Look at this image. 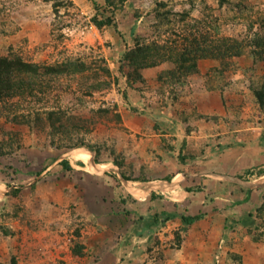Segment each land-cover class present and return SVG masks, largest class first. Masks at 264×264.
<instances>
[{
  "label": "rangeland",
  "instance_id": "374dc122",
  "mask_svg": "<svg viewBox=\"0 0 264 264\" xmlns=\"http://www.w3.org/2000/svg\"><path fill=\"white\" fill-rule=\"evenodd\" d=\"M113 1L106 12L105 0H0L1 56L18 55L47 66L69 61L87 65L82 73L49 77L20 109L27 114L60 108L75 124H68L67 130L55 133L48 126L14 124L0 117V148L6 152L0 154V174L9 194L4 199L0 194V228L13 232L6 236L0 230V264H12L13 259L16 264H264V221L258 217L253 229L259 250L242 243L229 251L221 238L215 251L210 256L203 252L201 259L194 256L198 252L193 253L187 236L203 216L183 215L188 220L180 217L182 225L176 231L173 224L159 229L165 215L176 220L160 210L159 221L152 223L148 217L159 207H148L149 195H137L149 190L153 179L181 167L177 150H172L175 127L186 135H200L207 124L228 121L234 123L230 129L259 127L263 132L264 112L254 91L264 86V60L254 57L250 44L264 32V0ZM55 2L60 4L58 13ZM95 14H109L113 25L97 29L91 21ZM190 34L210 41L235 39L245 43V54L230 63L201 60L199 73L180 74V79L166 78L163 73L173 64L165 61L143 69L136 82L128 83L120 72L123 55L134 48L136 38L168 51L181 49ZM123 70L126 74L129 68L125 65ZM8 132L20 134V149L5 146L12 138ZM81 141L100 152L95 163L99 167L87 169L76 159L73 153L84 150L95 162V153L81 147ZM62 161L78 172L65 174ZM114 161L122 162L132 178L152 181L122 180ZM253 167L246 174L249 181L262 170ZM104 170L114 171L120 184L114 187V179L104 176L111 192L106 188L97 196L82 197L78 183H92L97 178L93 176L102 175L96 171ZM13 190L20 191L14 195ZM261 196L264 200V193ZM262 203L258 212L264 217ZM166 204L172 206L171 201ZM151 225L154 228L148 229ZM77 243L84 247L81 256L73 250ZM253 250L260 254L253 255Z\"/></svg>",
  "mask_w": 264,
  "mask_h": 264
},
{
  "label": "crops",
  "instance_id": "0c3cea01",
  "mask_svg": "<svg viewBox=\"0 0 264 264\" xmlns=\"http://www.w3.org/2000/svg\"><path fill=\"white\" fill-rule=\"evenodd\" d=\"M224 124L220 121L216 124H207L206 130L200 135H192V132L186 135L179 127H175L172 130V136L177 138L174 141V147L178 155L185 142L183 153L188 151V154L194 158L189 159V164L181 165L180 168L176 167L172 170L173 172H170V176L156 181L150 179L149 181H152L148 185L150 189L141 190L142 194L139 193L140 191L137 193V195L150 197L154 193L157 199L147 204L148 207L151 208L153 205L154 208L159 207L156 214L159 215L158 217L162 212L160 210H163L169 213L168 215L172 214V219L176 220L175 222L164 221L165 223L159 229L166 226L164 229L168 230L173 226L176 231L182 225L180 217L182 218L183 215L203 216L189 227L187 236V240H190L189 246L193 247V253L199 254L193 255L201 259L204 256L203 252L207 251L210 256L215 251L216 244L221 238L226 241L229 251L230 247L234 246L235 249L237 244L242 243H248L260 249V244L254 243L253 228L257 224V217L260 221H264V217L258 212L264 201L261 196L264 193V144L261 142L264 130L261 132L262 128L259 127L234 130L233 127H231L233 129L229 128L234 123L229 124L227 121ZM217 126L219 129L216 128ZM176 142H180L179 147ZM255 165L257 168L260 166L262 168L260 171L263 173L255 174L257 178L249 181L246 174L254 169ZM184 166L189 167L188 172H184ZM96 172L102 173L101 176H93L100 180L106 176V173H112L109 170ZM117 177L120 178L118 175ZM168 177L171 178L170 181ZM5 184L0 174L2 199L8 194L5 192ZM199 186L202 187L201 191L190 193L185 191V187ZM2 199L0 206L4 201ZM167 200L171 201L172 206L168 207L166 203L170 201ZM174 214L177 218L175 216L173 218ZM168 217L170 218L165 215L164 219ZM151 228H154V225L148 229ZM230 237L234 238L229 239ZM243 237L245 239L241 240ZM252 254L256 256L260 254V251L253 250Z\"/></svg>",
  "mask_w": 264,
  "mask_h": 264
},
{
  "label": "trees",
  "instance_id": "16d2710c",
  "mask_svg": "<svg viewBox=\"0 0 264 264\" xmlns=\"http://www.w3.org/2000/svg\"><path fill=\"white\" fill-rule=\"evenodd\" d=\"M119 3H124L125 0H118ZM105 5L102 6V9L106 12L108 11V6L114 5L113 0H105ZM95 7L97 2H94ZM59 3H54V11L56 13L59 12L58 7ZM108 5V6H107ZM104 13V12H103ZM109 15V14H108ZM106 15V17L100 18L98 14H95L92 17L93 25L101 30L103 27L112 26L113 22L111 16ZM139 18V15L136 16ZM135 32L132 31L131 35L134 37ZM136 38V37H135ZM185 44L181 49L176 48H161L157 44H146L140 38H136V43L134 48L128 50L122 59V66H120V72L125 75L127 82H136L142 79L141 71L146 68H150L152 66H156L158 63L162 61L170 62L173 64V69L164 72L163 74L166 78L177 79L181 78L182 75H192L199 73V62L204 59H212V60H225L228 63L232 62L234 59L240 58L245 54V43L237 41L232 38H222L215 41H210L208 36L199 37L196 34H190L188 37L184 39ZM252 53L255 55L257 60H264V32L256 35L251 44ZM125 65L129 68L128 72L125 74L123 68ZM87 69V65L84 62L78 61H69L66 63H62L56 66L51 65H40L32 62H28L24 60L21 56L11 55V56H1L0 55V117L5 115L8 121L13 122L14 124H22L26 126H31L34 124L37 128H44L46 126L51 128L52 132L59 133L62 130L68 129L69 125H75L73 122H70V116H68L67 112L62 109H51L43 112L33 111L27 114H23L20 112L22 105L27 100H31V98L36 97V92L38 91V87H42L46 79L48 81L49 77H59L60 75H64L67 73H82ZM107 71V70H106ZM108 72V71H107ZM162 78V76H161ZM254 95L256 101L260 107V109L264 112V86L259 90L254 91ZM107 113V111H103ZM12 115V116H11ZM119 118V115L116 116ZM155 127H157L155 125ZM158 129V128H157ZM12 138L10 142L7 140L5 146L12 147L16 145L15 149L21 148V139L20 134L18 132H8ZM161 133H164L163 130ZM261 142L264 144V136L261 139ZM3 144V145H4ZM81 147L88 148L91 152L95 153L94 161L95 163L99 162V153L95 147L85 144L84 141H81ZM185 146V142L183 148ZM182 148V149H183ZM175 147H172L174 150ZM181 149L177 161L184 165L187 162V159H193L194 157L190 154L184 152ZM0 154L5 155L6 152L3 151V147L0 148ZM114 164L119 167L121 177L126 181H140V182H148L149 180L141 177V178H132L126 172H124V167L122 162L114 161ZM61 167L64 169L65 174L75 175L78 171L74 170L68 162L62 161L60 163ZM78 165L83 166L82 162H78ZM260 173H263L261 171ZM41 173L34 174L35 176H39ZM82 174V173H81ZM83 175V174H82ZM107 178H112L115 181V186L120 184L116 175L111 173H106ZM43 180L46 178H42ZM170 181L171 178L168 177ZM47 181V180H44ZM100 181V182H98ZM42 182V180H41ZM102 182H105L103 184ZM40 183V182H39ZM81 192H83L82 197L97 196L101 192H103L106 188L108 192H111V187L108 182L105 181L104 178L94 179L93 182L89 183H78ZM36 188V184L32 185V187ZM101 187V188H100ZM202 187H185V191L187 192H198L201 191ZM20 190H13L12 193L17 195ZM92 192V193H88ZM99 192V193H97ZM88 193V194H87ZM104 196V194H102ZM9 194H7V197ZM157 197L155 194H151L150 200H155ZM123 203H125V199L121 197ZM148 219L152 220V223L158 222L159 217L157 215H153ZM170 218H166L164 221H169ZM182 220H188L184 216ZM163 225V224H162ZM159 228V226H158ZM161 228V227H160ZM2 233L6 236L13 235V232L7 228H0ZM180 232H175V240L179 243L181 242ZM76 235H79V231L76 230ZM180 245V244H179ZM84 247L80 244H76L74 247V252L76 255H83ZM12 264H16L15 259L12 260Z\"/></svg>",
  "mask_w": 264,
  "mask_h": 264
},
{
  "label": "bare ground",
  "instance_id": "6f19581e",
  "mask_svg": "<svg viewBox=\"0 0 264 264\" xmlns=\"http://www.w3.org/2000/svg\"><path fill=\"white\" fill-rule=\"evenodd\" d=\"M73 154L76 157V159L81 160L86 164L87 169H91V168L94 169L89 153L83 150V151H76Z\"/></svg>",
  "mask_w": 264,
  "mask_h": 264
},
{
  "label": "water",
  "instance_id": "95a60500",
  "mask_svg": "<svg viewBox=\"0 0 264 264\" xmlns=\"http://www.w3.org/2000/svg\"><path fill=\"white\" fill-rule=\"evenodd\" d=\"M93 166L94 167H99L97 164H95V162H93ZM98 169V168H97ZM99 170V169H98ZM122 180H124L122 177H121Z\"/></svg>",
  "mask_w": 264,
  "mask_h": 264
}]
</instances>
